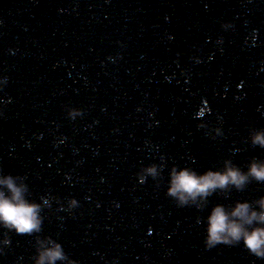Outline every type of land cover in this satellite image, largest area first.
I'll return each instance as SVG.
<instances>
[{
    "label": "water",
    "instance_id": "1",
    "mask_svg": "<svg viewBox=\"0 0 264 264\" xmlns=\"http://www.w3.org/2000/svg\"><path fill=\"white\" fill-rule=\"evenodd\" d=\"M261 129L264 0H0V175L46 205L39 233L0 228V264H34L37 238L74 264H264L203 245L211 208L264 183L203 210L166 196L173 166L264 161L248 142Z\"/></svg>",
    "mask_w": 264,
    "mask_h": 264
},
{
    "label": "clouds",
    "instance_id": "2",
    "mask_svg": "<svg viewBox=\"0 0 264 264\" xmlns=\"http://www.w3.org/2000/svg\"><path fill=\"white\" fill-rule=\"evenodd\" d=\"M77 111L69 112L75 117ZM204 127V125H198ZM220 135V130H215ZM248 142L253 147L264 149V129L252 130ZM160 171L153 164L138 174L141 183L147 177L158 180ZM264 183V161L252 159L246 171L232 163L223 162L222 170L197 173L195 170L173 166L169 171L166 196L175 201L177 207H195L203 210L208 198L214 193H227L232 189L242 192L252 183ZM28 188L23 178L0 175V228L16 235L32 236L41 231L42 204L27 199ZM77 202L69 201V207H76ZM203 245L210 250L217 246H241L251 256L264 260V197L252 202H235L231 207L222 204L213 206L205 219ZM197 223H200L199 219ZM2 243L7 246L6 237ZM34 264H74L65 254L62 246L51 238L36 239Z\"/></svg>",
    "mask_w": 264,
    "mask_h": 264
}]
</instances>
